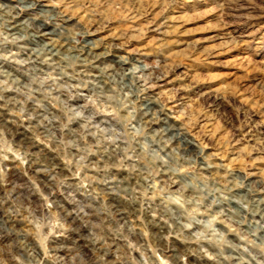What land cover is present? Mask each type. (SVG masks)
<instances>
[{
    "label": "rangeland",
    "instance_id": "obj_1",
    "mask_svg": "<svg viewBox=\"0 0 264 264\" xmlns=\"http://www.w3.org/2000/svg\"><path fill=\"white\" fill-rule=\"evenodd\" d=\"M20 1L0 0V264H264L263 223L217 207L264 191V0ZM31 17L61 59H28Z\"/></svg>",
    "mask_w": 264,
    "mask_h": 264
},
{
    "label": "bare ground",
    "instance_id": "obj_2",
    "mask_svg": "<svg viewBox=\"0 0 264 264\" xmlns=\"http://www.w3.org/2000/svg\"><path fill=\"white\" fill-rule=\"evenodd\" d=\"M25 1L26 0H21L20 2H25ZM35 3H36V0L30 1V4L23 7V9L33 8V6H35ZM3 4H5V6H9L6 3H3ZM43 6L47 7L46 11H48L47 10L49 8L48 5L44 4ZM13 7L18 8L15 6H13ZM20 16H21V14L19 12H16V15H14V17H11L10 22L14 23V24H10V27L8 28L9 31L12 32L11 34H18V30H22L24 28L25 24L20 22L21 20L15 21V18L19 19ZM30 19H32L33 24H36V26H37V35L35 36L33 34V36L40 39L41 43H39L40 44L39 48L32 49V52L27 56L28 59L38 58L42 54L47 56L46 59H50V60H53L56 58L61 59V57H60L61 48L64 47V45L61 43V41H59L58 36H60L59 35L60 30H58L56 27H54L49 20H38L36 17H33V18L31 17ZM35 21H37V22H35ZM66 21H68V20H66ZM54 35H56V38L54 37ZM20 36H22L21 32H20ZM44 38L47 40L45 41ZM99 49L100 48H99L98 44H96V42L87 41L81 47V55L84 58L90 59V61L92 63L96 64V63L100 62L101 59L104 57V53L100 52ZM127 60L128 59L124 58L123 56H116V60H113V61L115 63H117L118 66H122V65H125L127 63ZM93 68L95 70H97L98 66L93 65ZM92 76L96 77L98 79L103 78L102 71H100V70L93 73ZM139 81L142 82L141 85H143L145 90H147V87H146L147 81L144 79L139 80ZM28 105L30 106L29 109H31L32 111L37 110V108L35 107L34 104L28 103ZM146 106H147V110L154 111L155 114L165 115L167 118H169L171 120L173 119V124H171V123L168 124L167 131L169 133L176 135V136H179V139L181 140V142L183 143V145L185 147H188V146L193 144L188 138L185 137L183 127L180 124H178V122H176L177 121L176 117H173V116L171 117V115L167 114L165 111L166 108H164V106L159 104L158 98H156L154 96L148 98L146 101ZM148 115H149L148 113H145L144 117H146ZM32 120H33V118L26 119L27 122L28 121L32 122ZM5 122H8V120L5 119ZM149 123L153 124L155 122L152 119L149 121ZM90 159L91 158L88 157L87 161H89ZM211 167H212L211 165H208V166L202 167V169L207 170L208 168H211ZM55 168H57V167H54V169ZM168 172H171V171L170 170L169 171L164 170L161 172V175L163 177L164 176L166 177V176H168ZM247 178L249 180H252L253 183L257 184L259 182L258 181L259 175L256 172L250 173L249 176L247 174ZM263 193H264L263 189H258V186H256V188L253 190V193L251 192L253 202L255 203L253 205L251 203V205L255 209L252 210L250 208L249 212L247 211L248 210V200H243V199H240L239 197L234 198L233 196L225 198V199H227L225 201L222 200L221 203H219L217 205V207L218 208H225L228 213L233 214V215L240 214V213L250 214L256 220V222L263 223V226H262V233L263 234L262 235L264 236V198H260L261 194H263ZM115 200H117V203L119 204V206H121L120 200H118V198H115ZM244 203H246L247 205H244ZM227 207H229V208H227ZM67 214L69 215V213H67ZM120 214H121V212L119 211L118 215H120ZM85 215L84 214H81V215H76V214L71 215L70 214L69 216L72 218V220H74V222L77 221V219L81 220L83 222H87ZM224 215H226V214H224ZM77 217H79V218H77ZM175 223H177V222H175ZM84 228H85V233L86 232L89 234L91 233L90 227L85 225ZM89 234H87V235H89ZM56 249L57 248H55L53 250L55 251Z\"/></svg>",
    "mask_w": 264,
    "mask_h": 264
}]
</instances>
